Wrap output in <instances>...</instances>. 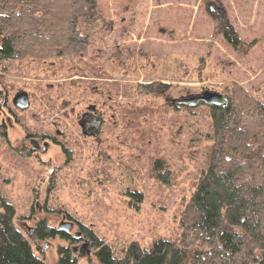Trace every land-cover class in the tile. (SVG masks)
Here are the masks:
<instances>
[{
  "label": "rangeland",
  "instance_id": "rangeland-1",
  "mask_svg": "<svg viewBox=\"0 0 264 264\" xmlns=\"http://www.w3.org/2000/svg\"><path fill=\"white\" fill-rule=\"evenodd\" d=\"M98 8L97 21L81 24L86 56L0 63L11 99L29 95L0 138V194L46 264L58 263L61 246L79 264L99 263L81 234L75 243L38 241L41 220L72 222L71 236L85 224L116 253L134 241L150 248L179 239L212 145L210 107L200 98L228 100L238 86L264 104V0H98ZM92 106L103 125L86 136L79 121ZM25 133L36 141L47 134L46 151L16 152Z\"/></svg>",
  "mask_w": 264,
  "mask_h": 264
},
{
  "label": "trees",
  "instance_id": "trees-1",
  "mask_svg": "<svg viewBox=\"0 0 264 264\" xmlns=\"http://www.w3.org/2000/svg\"><path fill=\"white\" fill-rule=\"evenodd\" d=\"M98 9V0H0V63L86 56L89 35L81 24L97 21ZM234 43L241 45L239 39ZM1 82L0 89L10 96L12 88H2ZM230 92L224 104L209 106L212 145L183 212L179 239H161L150 248L134 241L116 253L85 224L75 238L41 220L37 240L60 237L75 243L81 234L91 241L99 264H264V104L241 87ZM154 168L163 171V160ZM15 214L0 194V264H46L15 225ZM57 264L79 263L70 247L61 246Z\"/></svg>",
  "mask_w": 264,
  "mask_h": 264
},
{
  "label": "flooded vegetation",
  "instance_id": "flooded-vegetation-1",
  "mask_svg": "<svg viewBox=\"0 0 264 264\" xmlns=\"http://www.w3.org/2000/svg\"><path fill=\"white\" fill-rule=\"evenodd\" d=\"M2 92L3 90L0 89V113L4 115V119L2 120V122H0V134L4 133L7 135L8 131L7 129H4V128L8 126V122L9 121L13 122V120L15 122L21 120L19 118L20 115L18 113L19 107L15 103V97L18 93L25 92V91L18 92L12 99H11V96H8L5 93L2 95ZM5 108H7L10 113L7 112L6 114ZM20 111L24 112V110H22L21 108H20ZM77 116L78 117L80 116V112L78 113ZM79 124L80 126L83 127L84 134L86 136H96L99 133V129L103 125V116L100 112H98L96 106H92L89 108V111L84 112L82 114V119H80ZM2 129H4L5 131L3 132ZM93 131H97V132L92 135ZM24 136L25 137L23 138V141H21V146L19 147L14 146L16 148V152L29 157L33 154H39L40 152L44 153L46 151L47 147L45 146L46 145L45 143H48L47 140L49 139L47 134H44L43 136H41V138H46V139L43 140L40 138V139H37L38 141H36V139H34L30 134L25 133ZM0 138H1V135H0ZM41 143H43V146H41Z\"/></svg>",
  "mask_w": 264,
  "mask_h": 264
},
{
  "label": "water",
  "instance_id": "water-1",
  "mask_svg": "<svg viewBox=\"0 0 264 264\" xmlns=\"http://www.w3.org/2000/svg\"><path fill=\"white\" fill-rule=\"evenodd\" d=\"M200 101H203L206 105L212 106V105H222L225 103L226 98L218 95V94H212V93H207L203 97L200 98ZM15 103L17 106L21 109L27 108L29 106V95L27 92H20L16 95L15 97ZM73 223L72 222H67V223H61L59 227L57 228L58 232H63V231H71L73 229ZM78 233L75 234L73 237H77Z\"/></svg>",
  "mask_w": 264,
  "mask_h": 264
}]
</instances>
